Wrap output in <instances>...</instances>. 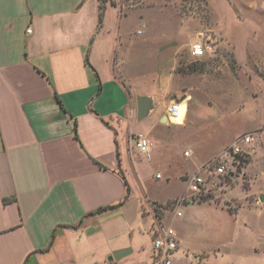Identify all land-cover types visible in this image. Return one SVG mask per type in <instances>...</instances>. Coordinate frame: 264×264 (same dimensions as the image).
<instances>
[{"label": "crops", "instance_id": "1", "mask_svg": "<svg viewBox=\"0 0 264 264\" xmlns=\"http://www.w3.org/2000/svg\"><path fill=\"white\" fill-rule=\"evenodd\" d=\"M103 4L99 22L100 0H0V264L148 263L157 223L170 227L168 202L189 193L186 187L158 199L145 185L134 137L152 143L143 153L150 160L153 147L184 126L116 75L125 46L117 8ZM137 95L152 102L142 119ZM119 171L129 185L121 204ZM195 171L180 177L187 181ZM229 208L206 200L182 209L179 227H171L174 259L184 255L187 224L211 248L238 247L239 235H247L250 261H262L264 226L253 232L241 207ZM196 254L206 264L210 254Z\"/></svg>", "mask_w": 264, "mask_h": 264}, {"label": "rangeland", "instance_id": "2", "mask_svg": "<svg viewBox=\"0 0 264 264\" xmlns=\"http://www.w3.org/2000/svg\"><path fill=\"white\" fill-rule=\"evenodd\" d=\"M104 1L117 8L121 27L117 36L125 46L116 75L129 91L138 89L152 97L159 113L171 101H181L173 123L184 127H174L168 139L153 147L150 160L137 150L150 194L158 199L180 194L188 188L180 177L184 171L192 173L238 136L249 134L253 141L245 146L249 153L243 166L234 168L225 183L221 177L209 176L204 198L225 201L231 209L240 206L253 232L263 227L264 200L257 194L264 195V0H100L102 10ZM195 41L205 47L200 57L190 54ZM145 123V119L138 121L140 127ZM184 150L190 156H184ZM221 153L194 173L207 175L203 168L210 162L212 167ZM173 202H168L174 210L168 212L166 223L175 228L188 205L175 207ZM152 206L163 211L162 204ZM185 229L184 255L172 256V264H202V255L197 259L193 254L203 252L210 254L206 264L237 260L264 264V255L259 263L250 261L247 235H239L238 247L221 243L211 248L202 234L192 233L187 224ZM157 230L163 231L158 223Z\"/></svg>", "mask_w": 264, "mask_h": 264}, {"label": "built area", "instance_id": "3", "mask_svg": "<svg viewBox=\"0 0 264 264\" xmlns=\"http://www.w3.org/2000/svg\"><path fill=\"white\" fill-rule=\"evenodd\" d=\"M27 33L31 30L28 28ZM205 47L201 42L195 41L190 46V54L193 57H200L204 55ZM180 101H171L166 107V116L169 121H173L178 116L180 110ZM253 138L249 134H242L238 136L232 143L225 147L216 159L214 165L210 167H204L203 170L207 172V175H203L201 172L194 173L187 178L188 191L190 196L182 195L173 202L175 207H179L182 204L193 203V197H199L201 195H206L208 192V177L216 176L221 177V180L226 182V177H231L237 166H243L246 154L249 151L245 150V146L252 142ZM134 146L141 153H148L152 143L144 138L142 135L137 134L134 137ZM174 207V208H175ZM177 215L181 214V210L176 211ZM177 248V239L174 230L171 227L165 228L162 232H159L152 240V255L149 263L144 264H172L173 254Z\"/></svg>", "mask_w": 264, "mask_h": 264}, {"label": "water", "instance_id": "4", "mask_svg": "<svg viewBox=\"0 0 264 264\" xmlns=\"http://www.w3.org/2000/svg\"><path fill=\"white\" fill-rule=\"evenodd\" d=\"M152 108L151 98L146 95H137L136 96V116L137 119L144 118L149 110ZM259 199L264 200V195L260 194Z\"/></svg>", "mask_w": 264, "mask_h": 264}, {"label": "trees", "instance_id": "5", "mask_svg": "<svg viewBox=\"0 0 264 264\" xmlns=\"http://www.w3.org/2000/svg\"><path fill=\"white\" fill-rule=\"evenodd\" d=\"M100 11H99V22H101V17H102V9H101V5H100ZM73 129H74V135L77 137V134H76V122H75V120H74V122H73ZM246 160V159H245ZM244 160V161H245ZM248 162V161H247ZM119 173V176H120V178L122 179V181H123V184H124V186H125V194H124V198H123V200L119 203V204H121L126 198H127V196H128V193H129V185H128V183H127V180H126V178H125V176H124V174H123V172L122 171H119L118 172ZM205 195H201L200 197H199V199H198V201L197 202H203V201H205ZM167 206H169V203L167 204ZM110 207H112V206H110ZM109 207V208H110ZM229 210L232 212L233 211V209H231V208H229ZM157 213V215L160 217V214L158 213V212H156Z\"/></svg>", "mask_w": 264, "mask_h": 264}, {"label": "bare ground", "instance_id": "6", "mask_svg": "<svg viewBox=\"0 0 264 264\" xmlns=\"http://www.w3.org/2000/svg\"><path fill=\"white\" fill-rule=\"evenodd\" d=\"M180 104H181V101H180ZM178 115H179V113H178ZM177 117H178V116H177ZM177 117H176V118H177ZM176 118H175V119H176Z\"/></svg>", "mask_w": 264, "mask_h": 264}]
</instances>
